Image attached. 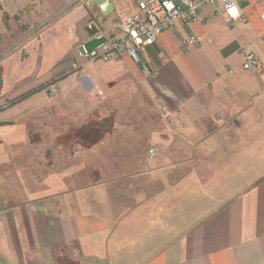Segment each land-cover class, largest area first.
<instances>
[{"label": "crops", "instance_id": "0c3cea01", "mask_svg": "<svg viewBox=\"0 0 264 264\" xmlns=\"http://www.w3.org/2000/svg\"><path fill=\"white\" fill-rule=\"evenodd\" d=\"M89 1H0V264H264V175L232 197L217 194L211 211L189 221L188 170L171 179L177 161H171L170 148L163 154L171 159L145 154L140 168L103 181L94 177L64 189L42 181L34 193L26 183L32 174L33 102L46 84L65 98L67 84L80 73L95 85L124 77L147 84L157 104L182 122L186 168L188 161L212 154L221 161L218 171L231 176L233 154H264V0H235L245 20L230 17L220 1L202 5L197 20L178 21L146 48L149 73L125 54L79 63L89 24L118 37L120 17L138 11L139 0H110L108 15ZM191 36L200 41L184 46ZM246 51L259 56L261 71L243 68ZM169 129L154 132L153 139L170 146L177 131ZM49 133L45 129L39 142ZM76 168L80 162L67 169L80 174ZM114 175L151 176L159 179L160 191L149 200L142 186L140 193L117 199ZM221 184L210 188L224 190L226 181ZM180 190L183 204L173 194Z\"/></svg>", "mask_w": 264, "mask_h": 264}, {"label": "rangeland", "instance_id": "374dc122", "mask_svg": "<svg viewBox=\"0 0 264 264\" xmlns=\"http://www.w3.org/2000/svg\"><path fill=\"white\" fill-rule=\"evenodd\" d=\"M84 60L85 57L80 55L79 63ZM74 81L75 83L72 81L67 84L70 90L65 98L55 96V93L51 94L49 91L51 86L46 84L42 88L43 94L33 102L37 107L30 115L29 120L32 124L28 127L33 141L32 156L29 159L32 174L26 181V183L30 181L33 193L39 191L42 181H48L52 187L59 184L58 186L64 189L69 184H88L94 177L97 181H103L113 174L140 168L143 155L149 154V150L154 148L161 161L171 158V161H177V165L170 169L171 179L183 177L188 170L189 221L199 220L202 215L211 211L217 201L215 198L217 194H223L225 198L232 197L255 178L264 175V154H233L236 158L231 165L230 171L233 172L231 176L222 175L218 171L216 165L221 161L212 154H204L203 156L207 158L203 157V160L194 158L193 162L188 161L186 168L183 158L188 147L180 135L183 130L182 122L175 117L174 121H170L163 116V107L157 104L147 84L132 82L124 77L109 84L95 85L87 73H80ZM105 84L111 86L110 91L104 89ZM77 87L82 90V95L74 90L75 88L77 90ZM45 125L48 127L45 128ZM47 128L50 132L48 139L44 137L45 143H41L39 142L41 133ZM169 128L177 131L170 146L160 139L157 141L153 139L154 132L160 131L165 134L172 131ZM94 142L98 143L95 154L90 152ZM75 150L78 154H69ZM163 150L169 151L172 157L169 158L167 153L163 154ZM193 156L198 157L201 154ZM75 161L80 162V168L75 169L80 174L73 175L71 171L73 169L67 168ZM18 163L20 166L23 160H18ZM191 169L192 172L198 170V174H190ZM74 176L80 179L76 180ZM222 179L227 184L224 190L210 188L211 183L221 184ZM158 182L159 179H153L148 175H127L121 178L115 176L112 184L116 186L112 191L117 199L130 198L138 194V188L144 186V197L151 200L160 191L161 185ZM199 183H203L202 189L201 185H197L198 189L190 185ZM221 185L219 188L223 186ZM173 194L183 204L184 191H174ZM126 200L128 199H124ZM184 209L180 207L178 211L183 213Z\"/></svg>", "mask_w": 264, "mask_h": 264}, {"label": "built area", "instance_id": "2783aa9c", "mask_svg": "<svg viewBox=\"0 0 264 264\" xmlns=\"http://www.w3.org/2000/svg\"><path fill=\"white\" fill-rule=\"evenodd\" d=\"M217 1L223 4L230 17L245 20L235 0H187L185 4H180L175 0H139L138 11L120 17L121 35L118 37L106 35L105 43L86 52L84 56L87 61H109L116 55L125 54L149 73V66L143 58L146 48L153 45L163 32L170 29L178 21L191 22L197 20L198 9L202 5L214 4ZM199 41V37L191 36L185 39L183 44L190 46ZM243 68L250 71H261L263 65L255 52L246 51ZM49 91L54 94L52 88ZM162 114L168 120L174 121L173 113L168 108L163 107ZM149 154L155 156V149L151 148Z\"/></svg>", "mask_w": 264, "mask_h": 264}, {"label": "water", "instance_id": "95a60500", "mask_svg": "<svg viewBox=\"0 0 264 264\" xmlns=\"http://www.w3.org/2000/svg\"><path fill=\"white\" fill-rule=\"evenodd\" d=\"M89 4H97L103 11L104 14L108 15L112 10L114 9L112 3L110 0H90ZM88 34L90 36V39L87 40L85 43H83L79 50L84 55L86 52L100 46L101 44L105 43L107 40V37L105 34L99 33V28L96 24L91 23L89 24L87 28Z\"/></svg>", "mask_w": 264, "mask_h": 264}]
</instances>
